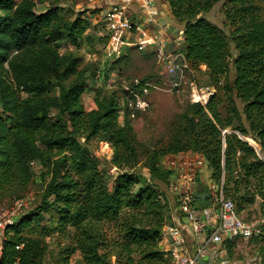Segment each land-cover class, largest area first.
I'll return each mask as SVG.
<instances>
[{"label":"trees","instance_id":"16d2710c","mask_svg":"<svg viewBox=\"0 0 264 264\" xmlns=\"http://www.w3.org/2000/svg\"><path fill=\"white\" fill-rule=\"evenodd\" d=\"M164 1L183 27L180 53L188 68L205 67L216 83L227 77L232 64L234 79L224 88L242 104L239 112L229 99L225 116L215 96L205 109L187 105L177 117L181 136L174 137L168 152L199 154L211 180L225 179L226 198L251 205L255 197H264V0H227L222 8L229 35L204 18L220 0ZM36 4L0 0V199L25 191L31 163L39 164L48 182L41 205L7 230L0 264H44L51 232L69 241L65 255L78 253L83 264H169L159 250L165 196L127 173L117 176L109 191L96 158L66 134L70 128L85 142L104 141L113 154L111 165L120 171L136 165L130 123L120 118L123 90L97 91L95 108L85 111L80 101L84 72H76L78 62L58 52L64 42L78 46L91 25L82 15L63 23L56 7L36 14ZM51 78L59 88L56 96L48 94ZM68 78L71 84L65 88L61 82ZM241 138H251L257 153ZM158 157L155 152L147 157L150 181L168 185L171 173ZM258 240L264 251V229Z\"/></svg>","mask_w":264,"mask_h":264},{"label":"rangeland","instance_id":"374dc122","mask_svg":"<svg viewBox=\"0 0 264 264\" xmlns=\"http://www.w3.org/2000/svg\"><path fill=\"white\" fill-rule=\"evenodd\" d=\"M19 1L12 0V3L17 5ZM226 1L220 0L216 3L204 18L222 29L226 35H229L230 29L226 25L222 8V5ZM36 2V14H42L46 10L56 7L59 10L63 23L73 22L77 16L82 15L83 18L88 20L89 25L94 26L99 22L103 12L116 4L118 0H36ZM161 3L167 5L164 0H156V4L160 8L158 9L160 10L158 16L162 17L164 27L169 26L166 27L167 39H165V43L163 42L164 40L160 39L164 53L171 55L181 54L183 27L177 24L173 18V21L166 18L164 7H162ZM2 17L3 13L0 10V18ZM136 17L135 24L143 27L140 30L146 33L147 36H154L153 32L150 31L151 28H149L151 25L147 27L143 20L139 18V14ZM152 29L154 30V27ZM131 34L133 38L139 37V33L135 32V28ZM125 41H130V45H125ZM134 41L132 38L131 40L100 38L87 30V33L78 40V46L73 47L67 42L62 44L58 51L59 55L69 56L70 61H77L76 72H84L82 79L86 85V89L80 101L85 111H90L95 108L93 99L96 97L97 91H114L117 93L123 89V86L128 85L134 80L147 81L155 85H162L169 80L167 75H165L161 61L158 60L153 50L141 51L137 47L132 46ZM230 53L231 60L235 59L236 53L232 45L230 46ZM184 74L186 80L194 82L198 88L212 90V96L216 97L218 110L222 116H225L226 110L231 107L229 99L233 101V105H235L239 112L242 111V104L236 99L235 93H229L224 88L226 84L231 85L233 82L234 69L232 64L229 66L227 77L216 83L208 77L206 69L203 66L197 70H192L189 67ZM71 80V78H68L66 81H62L61 84L67 88L71 84ZM51 85L48 89V94L50 96L58 95L59 88L54 78H51ZM187 105H190L187 86H184L182 92L178 94H166L160 91L152 93L149 98L148 109L144 113L137 114L135 120L129 121L136 149V165L132 169L124 171H120L115 167L117 171L114 175L108 174L110 167H114L111 165L113 154L109 146L108 149L104 146L106 144L104 141L91 139L85 142L79 133H75L70 128L67 129L66 134L76 139L81 147L87 149L96 158L100 168L105 171L108 177L107 187L109 191L112 190L113 180L117 176L125 173L138 177L141 186L157 188L167 200L164 218L166 222L165 226H168L169 215L174 208L173 197L170 195L166 184L150 181L149 173L146 169V160L154 152L158 154L159 160L169 154L168 150L171 148L174 137L176 135L181 136L180 131H183V125L177 117L185 110ZM0 117H4L1 113V106ZM241 139L247 142L257 153V146L251 138ZM261 160L264 162V158H261ZM30 166L32 168V177L25 191L12 196L6 195L0 199V205H9V202L13 199L24 202L26 208L22 216L35 212L36 208L41 205L44 186L48 182V179L44 178V171L38 163H31ZM210 173V170L205 166L199 173L197 181L203 187L208 188L209 184L221 185L223 179L225 194V179L221 177L219 181L211 180ZM262 180L261 191H264V175L261 178ZM253 185L255 184L251 182L250 190H248L250 195L255 192V188L252 187ZM231 200L235 205L236 214L241 221L244 223L253 222L257 227H262L261 220L264 217V197L263 199L261 197H255L254 203L251 205H242L237 197H232ZM47 201L51 203L52 199H48ZM200 203L204 206L209 204L207 200L199 201L197 202L199 207H204L200 206ZM45 218L48 220L49 215L47 214ZM45 225L47 227L52 226V224L48 223H45ZM262 229H264V226ZM186 236H189L188 232H186ZM46 243L48 256L44 264L48 262L51 264H83L78 253L68 256L65 255L69 241L58 237L56 233L51 232L46 237ZM162 245L159 243V250L161 252L165 249ZM218 258L234 264H262L264 260L263 245L260 240L244 241L235 239L230 242H224L219 248ZM113 261L114 259L111 262L113 263Z\"/></svg>","mask_w":264,"mask_h":264},{"label":"built area","instance_id":"2783aa9c","mask_svg":"<svg viewBox=\"0 0 264 264\" xmlns=\"http://www.w3.org/2000/svg\"><path fill=\"white\" fill-rule=\"evenodd\" d=\"M137 14L147 27L153 23L156 17L154 0H118L103 12L97 24L91 25L90 31L100 38H132L135 40L132 46L139 50L152 49L169 78L162 85L134 80L123 86L119 101L121 122L124 119L133 121L137 114L144 113L149 107L152 93L178 94L184 86L189 91V103L205 109L213 95L212 90L200 89L194 82L186 80L184 72L189 68L184 57L181 54H165L159 38L147 36L140 30L143 27L135 24ZM134 28L139 37L133 38L131 33ZM125 45L129 46L130 41H125ZM222 134L229 132L224 131ZM104 146L108 148L107 144ZM161 164L171 173L167 189L174 203L170 213L171 224L162 229L160 242L165 248L162 253L169 264H234L218 258L219 248L224 242L261 238L264 217L261 220L262 227H257L253 222L241 221L234 203L224 194L223 179L221 185L209 184L207 191H204L208 194L209 204L204 207L197 205L196 195L202 193L197 178L206 166L202 156L192 152L168 154ZM116 171L115 167H110L108 174L114 175ZM25 208V203L18 199L11 200L9 205H0V261L6 232L22 217ZM186 232L189 236H186ZM21 248L22 245H19L15 250Z\"/></svg>","mask_w":264,"mask_h":264},{"label":"crops","instance_id":"0c3cea01","mask_svg":"<svg viewBox=\"0 0 264 264\" xmlns=\"http://www.w3.org/2000/svg\"><path fill=\"white\" fill-rule=\"evenodd\" d=\"M154 3H155V15H156V17H155V19H154V22L153 23H151L150 25V27L149 28H151L150 29V31H152L153 32V35H155V36H157V38H159V40L161 39V40H164L163 42L165 43V39H167L166 37V27H169V26H166V27H164V22H163V20H162V17H159L158 16V13H159V11L160 10H158V9H160V8H158V5L156 4V0H154ZM161 5H162V7H164V14H166V18L169 20H171V21H173V19H172V16H171V14L169 15V13H170V11H168L169 9H167L168 7H167V5H163L162 3H161ZM160 16H161V14H160ZM156 22V23H155ZM154 27V30L152 29ZM169 30H170V28H168ZM168 34H169V32H168ZM167 41V40H166ZM169 41V40H168ZM183 42V41H182ZM161 43H162V41H161ZM200 201V200H199ZM200 206H204V205H202L201 203H200Z\"/></svg>","mask_w":264,"mask_h":264},{"label":"water","instance_id":"95a60500","mask_svg":"<svg viewBox=\"0 0 264 264\" xmlns=\"http://www.w3.org/2000/svg\"><path fill=\"white\" fill-rule=\"evenodd\" d=\"M196 199L197 200H200V201H205V200H207L208 199V194L207 193H197V195H196Z\"/></svg>","mask_w":264,"mask_h":264},{"label":"bare ground","instance_id":"6f19581e","mask_svg":"<svg viewBox=\"0 0 264 264\" xmlns=\"http://www.w3.org/2000/svg\"><path fill=\"white\" fill-rule=\"evenodd\" d=\"M108 149V148H107Z\"/></svg>","mask_w":264,"mask_h":264}]
</instances>
